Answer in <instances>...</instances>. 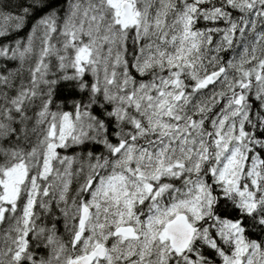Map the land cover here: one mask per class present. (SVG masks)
Segmentation results:
<instances>
[{
    "label": "clouds",
    "instance_id": "1",
    "mask_svg": "<svg viewBox=\"0 0 264 264\" xmlns=\"http://www.w3.org/2000/svg\"><path fill=\"white\" fill-rule=\"evenodd\" d=\"M129 3L0 0V264H264V0Z\"/></svg>",
    "mask_w": 264,
    "mask_h": 264
},
{
    "label": "snow or ice",
    "instance_id": "2",
    "mask_svg": "<svg viewBox=\"0 0 264 264\" xmlns=\"http://www.w3.org/2000/svg\"><path fill=\"white\" fill-rule=\"evenodd\" d=\"M107 3L115 9V15L117 17L118 23H122L123 26L138 23V21L136 20V13L132 11V7H131V4L129 3V0H107ZM125 5H127V7H125ZM202 8H204L205 10L214 11L221 15L224 14L223 10L220 9L219 7L215 9H208L206 5L201 3V0H187V3L183 6L182 12L178 14L177 16V21L184 25V33L186 37L188 35H192V36L195 35L192 29V20L195 18L194 13H196L197 11H200ZM49 23L51 25V29L54 31L55 30V19L54 18L51 19ZM216 31H220V29L217 28ZM242 31H244V29L237 27L233 23L230 30H225L224 36L222 37V39L225 43H229V44L233 43L235 41V36L241 33ZM259 35L261 38H264V33H261ZM193 45H195V41H193ZM86 52H87L86 46L82 47L80 49V54H79L78 59L82 58L84 60H87L88 56ZM179 58H183V57L181 56ZM260 64H261L260 72L264 73V61H261ZM8 175L10 177L9 179V183H10L11 179L14 178L11 170L9 171ZM25 248H26V242H25V245L17 251L16 256L20 257L21 253L25 250ZM73 264H75V262H73Z\"/></svg>",
    "mask_w": 264,
    "mask_h": 264
}]
</instances>
